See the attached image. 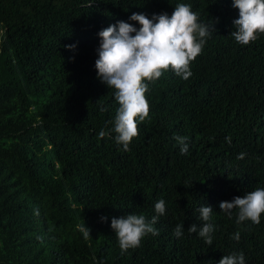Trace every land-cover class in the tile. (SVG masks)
Here are the masks:
<instances>
[{"label": "trees", "instance_id": "trees-1", "mask_svg": "<svg viewBox=\"0 0 264 264\" xmlns=\"http://www.w3.org/2000/svg\"><path fill=\"white\" fill-rule=\"evenodd\" d=\"M179 3L215 30L189 79L169 70L149 84L150 118L124 151L115 133L98 138L119 107L97 78L98 33L120 20L139 28L133 13L171 15ZM232 4L0 0V264H219L240 252L264 264V214L237 224L219 207L264 188V34L237 43ZM174 135L188 137L187 154ZM160 199L159 235L122 255L112 218L151 220ZM202 206L213 207L211 246L187 231Z\"/></svg>", "mask_w": 264, "mask_h": 264}, {"label": "clouds", "instance_id": "clouds-1", "mask_svg": "<svg viewBox=\"0 0 264 264\" xmlns=\"http://www.w3.org/2000/svg\"><path fill=\"white\" fill-rule=\"evenodd\" d=\"M233 8L239 10V18L233 21L235 31L231 36L241 45L247 46L257 41L264 34V0H233ZM129 19L138 22L139 28L123 20L99 31L101 38L96 49L98 59L95 61L97 78L110 89L119 107L116 110L113 126L101 130L98 138H111L115 133V143L124 151H130L133 138L139 136L138 125L150 118V104L146 97L149 84L158 81L162 75L171 70L184 80L192 76L190 65L202 54L207 38L215 30L214 23L200 22L199 15L192 10L191 4L179 3L169 15L167 12L153 14L148 18L143 13H133ZM75 49L76 45L65 46ZM74 59V58H73ZM180 146V153L189 151L188 137L174 135ZM238 158H243V154ZM221 211L231 217L236 210L237 224L250 221L261 223L264 214V188H256L243 196H236L231 202L222 201ZM156 215L148 220L143 214H127L112 218L111 228L118 239L121 254L141 246L142 240L149 234L159 235L155 227L159 217L166 214V202L158 200L154 205ZM200 225L192 224L187 231L197 234L204 242L213 244L215 225L211 223L213 207L202 206L199 209ZM39 216V210H34ZM107 220V217H102ZM85 239L90 236V229L78 225ZM180 238L184 234V225L177 224L173 232ZM239 241L240 232L233 237ZM219 264H245L243 252L225 255Z\"/></svg>", "mask_w": 264, "mask_h": 264}]
</instances>
